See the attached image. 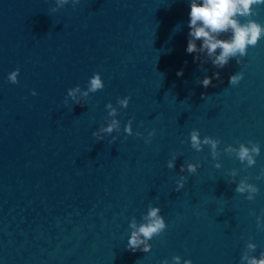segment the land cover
Wrapping results in <instances>:
<instances>
[{
  "label": "water",
  "instance_id": "water-1",
  "mask_svg": "<svg viewBox=\"0 0 264 264\" xmlns=\"http://www.w3.org/2000/svg\"><path fill=\"white\" fill-rule=\"evenodd\" d=\"M190 10V0H0V264H241L264 253V32L219 69L186 52ZM95 74L104 87L93 93ZM241 144L259 145L253 165ZM150 208L166 227L130 251V225Z\"/></svg>",
  "mask_w": 264,
  "mask_h": 264
},
{
  "label": "clouds",
  "instance_id": "clouds-1",
  "mask_svg": "<svg viewBox=\"0 0 264 264\" xmlns=\"http://www.w3.org/2000/svg\"><path fill=\"white\" fill-rule=\"evenodd\" d=\"M61 3H66V0H60ZM264 6V0H190V13H189V39L186 48V52L196 54V60H200L198 53H206L208 57L212 58V63L215 67L223 69L229 63V60L236 58L238 55L243 57L247 55V49L249 46H257L258 41L262 38V32H264V25L258 23L252 17L258 13L257 8ZM243 18V20L241 19ZM246 20L247 22H242ZM231 32L230 39H220V36L225 33ZM202 42L201 46H197V42ZM219 50V54H217ZM237 63L240 60L237 59ZM20 75V70L16 69L8 76V80L12 84H19L17 77ZM178 76H183V71L177 73ZM215 78H220V73L215 74ZM243 78L242 74H237L230 77L229 83L231 85H237ZM201 84L204 88H208L212 85V78L206 77ZM104 87L99 74H95L90 79L88 85V91L95 93L97 90H101ZM79 88L69 89V95L75 98L76 92H79ZM87 95V93H85ZM131 97H127L123 101H118L123 106H127V100ZM108 107H111L110 105ZM113 111L110 115H115ZM119 122L113 121L106 129L102 128V132L111 133L113 130L118 129ZM93 135H97L93 133ZM199 134L192 133V147L200 150ZM204 143L211 144L213 150L216 148V141L206 139ZM251 144L252 142L249 141ZM229 151H236L235 149H229ZM251 153L259 154V145L253 144L249 149L243 144L237 152L239 159L243 162L247 160L251 166L255 163ZM169 168H174L175 164L169 162ZM183 171V166H181ZM188 171L195 173L196 167L194 165H188ZM186 180V178H183ZM184 185L181 184L182 188ZM256 191L251 186H246L241 183L237 187V192H244L245 190ZM180 189H177L179 191ZM252 199V197H249ZM159 208H150L147 216L144 217L146 223H143L137 229V225L133 222L130 227L133 232L128 241V249L130 251H137L141 244H146L148 240H151L154 234H159L166 227L163 217L159 215ZM259 219V218H258ZM258 228L264 230V224L258 223ZM143 237L144 239H141ZM256 245L249 243L247 248L251 251L256 250ZM143 251H149V247L142 249ZM174 264H180L181 258L176 256L173 258ZM264 264V253L260 254V258L249 257L247 251L241 257V264ZM164 264H168L165 260ZM184 264H192L191 260H186Z\"/></svg>",
  "mask_w": 264,
  "mask_h": 264
}]
</instances>
